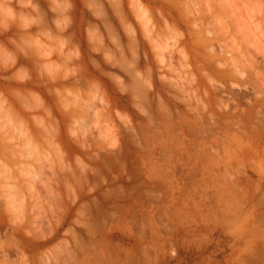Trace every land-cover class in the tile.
<instances>
[{"label": "rangeland", "instance_id": "obj_1", "mask_svg": "<svg viewBox=\"0 0 264 264\" xmlns=\"http://www.w3.org/2000/svg\"><path fill=\"white\" fill-rule=\"evenodd\" d=\"M133 1L0 26V264H264V0Z\"/></svg>", "mask_w": 264, "mask_h": 264}, {"label": "bare ground", "instance_id": "obj_2", "mask_svg": "<svg viewBox=\"0 0 264 264\" xmlns=\"http://www.w3.org/2000/svg\"><path fill=\"white\" fill-rule=\"evenodd\" d=\"M172 1H173V0H172ZM198 1H199V0H198ZM200 1H201V0H200ZM231 1H232V0H231ZM233 1H234V0H233ZM130 2H132L133 5L135 4L133 0H130ZM202 2H203V1H202ZM235 2H236V1H235ZM178 3L181 4V5L183 4L182 6H183V9L186 10V13H187V11L190 12L191 7H193V6L195 7V5H197V3H195V2H194L195 5L193 4V0H179ZM228 3H230V2H228ZM55 4H56V3H55ZM132 4H131V5H132ZM179 4H178V5H179ZM191 4H193V5L191 6ZM111 5H112V4H111ZM116 5H117V4H116ZM233 5H234V4H233ZM117 6H118V5H117ZM261 6H262V5H261ZM135 7H136L137 12H138V14H139V15L137 14V18H141V19H142L141 21H142V23L144 24V25H142V26H145L146 23H147V24L149 23V22H148L149 20L147 21V19H146V17H148V14H147V13H144V11H143L144 9L142 10L141 7H139L138 4H135ZM235 7H236V6H235ZM133 8H134V7H133ZM131 9H132V8H131ZM134 9H135V8H134ZM136 9H135V10H136ZM183 9H182V10H183ZM192 9H193V8H192ZM61 10H62V9H61ZM232 10H233V9H232ZM145 11H146V10H145ZM238 11H239V10H238ZM238 11H236V12H238ZM210 12H211V11H210ZM207 13H209V10H208ZM207 13H206V14H207ZM233 13H234V12H233ZM132 14H133V13H132ZM145 14H147V16H146ZM186 15H187V14H186ZM238 15H239V14H238ZM138 16H139V17H138ZM145 16H146V17H145ZM203 16H204V15H203ZM121 17H122V16H121ZM182 17H183V16H182ZM187 17H188V15H187ZM193 17H194V16H193ZM193 17H192V18H193ZM198 17H199V15H198ZM234 17H236V16H234ZM137 18H136V19H137ZM239 18H240V17H239ZM119 19H120V18H119ZM184 19H185V18H184ZM193 19L195 20V17H194ZM187 20H188V19H186L184 22H186ZM196 20H197V19H196ZM182 21H183V20H182ZM198 21H199V22L201 21L200 23L203 22L204 24H205V22H206V20L203 21V19L200 18V17L198 18ZM213 21H214V20H213ZM235 21H237V18H235ZM240 21H241V19H240ZM164 22H165V21H164ZM188 22H190V20L187 21V23H188ZM139 23H141V22H139ZM150 23H151V22H150ZM200 23L197 24L195 21L192 20V23H189V24L191 25L190 27H192V25L195 24L196 27L199 28L200 26H198V25H201ZM203 23H202V25H203ZM221 23H222V22H221ZM235 23H236V22H235ZM244 23H246V22H244ZM15 24H16V23H15ZM238 24H239V23H238ZM57 25H58V24H57ZM127 25H128V24H127ZM149 25H151V24H149ZM149 25H148V26H149ZM164 25H165V24H164ZM180 25H181V24H180ZM205 25H206V24H205ZM205 25H204V26H205ZM220 25H221V24H220ZM222 25H224V24H222ZM246 25H247V24H246ZM250 25H251V24H250ZM60 26H61V25H60ZM146 26H147V25H146ZM183 26H184V25H183ZM193 26H194V25H193ZM226 26H227V25H226ZM241 26H242V23H241ZM243 26H244V24H243ZM243 26H242V28H243ZM151 27H153V26H151ZM170 27H171V26H170ZM206 27H207V26H206ZM206 27L203 28V29H202V28H199V29L196 31V33H193V34H195L196 37H197L198 35L202 34V33H208V34H211V33L208 31L209 29H207ZM237 27H238V26H237ZM248 27H249V26H248ZM128 28H129V27H128ZM148 28H149V27H148ZM148 28H147L146 30H148ZM164 28H165V27H164ZM166 28H167V25H166ZM168 28H169V27H168ZM250 28H251V27H250ZM132 29H133V28H132ZM196 29H197V28H196ZM239 29H240V28L238 27V30H239ZM130 30H131V29H130ZM168 30H172V29H167V33H168V35L165 36L166 33L164 34V36L166 37V40H167V38H169L170 36H173V35H170V34H169V31H168ZM220 30H221V29H219V31H217V32H220ZM240 30H241V29H240ZM243 30L245 31V29H243ZM254 30H256V29H254ZM131 31H132V30H131ZM143 31H144V30H143ZM148 31L150 32V30H148ZM172 31H173V30H172ZM233 31H234V30H233ZM246 31H247V30H246ZM246 31H245V32H246ZM252 31H253V30H252ZM129 32H130V31H129ZM152 32H153V31H152ZM213 32H214V31H213ZM236 32H237V31H236ZM249 32H251V31H249ZM170 33H171V32H170ZM240 33H241V32H240ZM254 33H255V32H254ZM254 33H253V34L251 33V34L254 35ZM171 34H175V33H171ZM193 34H192V35H193ZM143 35H144V34H143ZM156 35H157V34H156ZM212 35H213V34H212ZM220 35L222 36L221 32H220ZM220 35H219V37L216 36V38H215V36L213 35V36H214V37H213L214 40L217 41V42H220V41H219ZM224 35H225V33H224ZM152 36H153V35H152ZM161 36H163V34H162ZM200 36H201V35H200ZM202 36H203V35H202ZM206 36H207V35H206ZM206 36H205V37H206ZM258 36H259V35H258ZM165 37H164V38H165ZM217 37H218V38H217ZM253 37H255V35H254ZM147 38H148V37H147ZM147 38H146V39H147ZM150 38H151V37H150ZM152 38H154V36H153ZM152 38H151V40L153 41ZM156 38H157V37H156ZM213 38H212V39H213ZM245 38H247V37H245ZM256 38H257V36H256ZM260 38H261V37H260ZM159 39H160V38H159ZM221 39H222V38H220V40H221ZM248 39H249V38H248ZM207 40H208V39H207ZM253 40H254V39H252V41H253ZM25 41H26V40H25ZM157 41H158V40H157ZM200 41H201V40H200ZM203 41H204V40H202V41L199 42L198 44L201 43L200 45H202V44L204 43ZM236 41H237V40H236ZM247 41H248V40H247ZM202 42H203V43H202ZM210 42H212V41L210 40ZM39 43H40V42H39ZM153 43H154V41H153ZM155 43H158V42H155ZM163 43H164V42H163ZM166 43H167V42H166ZM150 44H151V43H150ZM160 44H161V43H159V45H160ZM212 44H213V42H212ZM212 44H211V43H208V44H207V42H206V43H205V46L208 45L206 48L209 47L210 51H212L213 48H210V46H212ZM254 44H255V43H254ZM153 45H154V44H153ZM157 45H158V44H157ZM157 45H155V46H153V47L159 49L161 46H159V45L157 46ZM196 45H197V44H196ZM255 45H256V44H255ZM256 46H257V45H256ZM162 47H163V46H162ZM203 47H204V46H203ZM249 47H250V46H249ZM253 47H254V46H253ZM155 48H154V49H155ZM160 50H161V49H160ZM234 50H235V49H234ZM234 50H233V51H234ZM258 50H259V49H257V51H258ZM151 51H152V50H151ZM219 51L221 52L222 50H219ZM219 51H218V52H219ZM223 51H224V50H223ZM207 52H208V51H207ZM227 52H228V51H227ZM262 52H263V51H262ZM47 53H48V52H47ZM222 53H223V52H222ZM229 53H230V52H229ZM157 54H158V53H157ZM206 54H207V53H206ZM226 54H227V53H226ZM233 54H234V53H233ZM244 54H245V55H244L245 57H244V56H241V58L231 57V58L228 59V60L226 59V62H225V63H227L228 61H230V63H228V64H231V65H230L231 68H229L231 71H229V70H228V71H227V70L225 71V70H222V69H221L222 71H221V70H219V72L214 71V73H213V71L211 70L210 73H211L212 75L214 74L213 76H215V77H216L217 79H219V80H223V79H225V80H229V81H231V79H232V80H233V79H234V80H237V79H236V76H239V77H240V75H242L243 73H245V71L247 70V68L245 67V65H247V67H249V69L256 70V68H258V66L255 65V64H258V63H257V60L254 59L255 57L252 56V55H251V56H250V55H246V52H245ZM35 55H36V54H35ZM158 55H159V54H158ZM158 55H157V56H158ZM161 55H162V54H161ZM208 55H210V54H208ZM230 55H231V54H230ZM240 55H242V54H240ZM3 56H4V54H3ZM66 56H67V55H66ZM157 56H156V57H157ZM184 56H185V55H184ZM214 56H217V55H214ZM255 56H256V55H255ZM32 57H33V56H32ZM181 57H182V56H181ZM181 57H180V58H181ZM209 57H210V56H209ZM243 57H244V59L241 60ZM253 57H254V58H253ZM60 58H61V57H60ZM64 58H65V57H64ZM185 58H187V57H185ZM211 58H212V57H211ZM4 59H5V58H4ZM37 59H38V58H37ZM212 59L215 60V57H213ZM253 59H254V60H253ZM203 60H204L203 63L205 64L204 66H206V67H207V66L210 64V62L212 61V60L209 59L208 57H206V59H203ZM160 61H161V60H160ZM201 61H202V60H201ZM242 61H244V63H246V64L242 63ZM32 65H33V64H32ZM220 65H221V64H220ZM6 66H7V65H6ZM181 66H182V65H181ZM209 66H210V65H209ZM224 66H226V65H224ZM206 67H205V68H206ZM217 67H218V66H217ZM251 67H252V68H251ZM260 67H261V66H260ZM169 68H170V67H169ZM172 68H173V67H172ZM207 68H208V67H207ZM173 69H174V68H173ZM214 69H216V68L214 67ZM223 69H224V68H223ZM49 70H50V69H49ZM132 70H133V69H132ZM242 72H243V73H242ZM173 74H174V73H173ZM254 75H255V76L258 75V80L260 81V83H262V84L264 85V76L260 75V74H259L258 72H256V71H255V74H254ZM209 76H211V75L209 74ZM242 76H243V75H242ZM178 77H179V76H178ZM181 77H182V76H181ZM53 78H55V77H53ZM142 78H143V77H142ZM206 78H207V77H206ZM140 80H141V79H140ZM211 80H212V79H211ZM238 80H239V79H238ZM238 80H237V81H238ZM144 81H145V80H144ZM144 81H143V82H144ZM209 81H210V80H209ZM141 82H142V81H141ZM213 82H214V81H213ZM74 83H75V82H74ZM179 83H180V82H179ZM246 83H247V82H246ZM253 83H254V82H253ZM139 84H140V83H139ZM144 84H145V83H144ZM169 84H170V83H169ZM233 85H234V84H233ZM253 85H256V84H253ZM259 85H260V84H259ZM217 86H218V85H217ZM220 86H221V85H220ZM179 87H180V86H179ZM211 87H212V86H211ZM231 87H232V86H231ZM252 87H253V86H252ZM164 88H165V87H164ZM220 88H222V87H220ZM249 88H250V87H249ZM211 89H212V88H211ZM94 90H95V89H94ZM182 90H183V89H182ZM213 90H214V88H213ZM222 90H223V88H222ZM224 90H225V89H224ZM257 90H258V89H257ZM257 90H256V93H257ZM140 91H141V90H140ZM216 91H217V90H216ZM220 91H221V90H220ZM220 91L218 90V94L220 93ZM251 91H252V90H251ZM65 92H66V91H65ZM59 93H60V92H59ZM62 93H63V92H62ZM213 93H215V92H213ZM258 93H259V92H258ZM51 94H52V93H51ZM66 94H67V93H66ZM92 94H93V93H92ZM163 94H164V93H163ZM70 95H71V94H70ZM187 95H188V94H187ZM257 96H258V95H257ZM63 97H64V96H63ZM90 97H91V96H90ZM139 97H140V96H139ZM189 97H190V96H189ZM204 97H205V96H204ZM69 98H71V97H69ZM75 98H76V96H75ZM262 98H263V97H262ZM18 99H19V98H18ZM60 99H61V98H60ZM73 99H74V98H73ZM76 100H77V99H76ZM249 100H250V99H249ZM187 101H188V100H187ZM20 102H21V101H20ZM60 102H61V100H60ZM78 102H79V101H78ZM78 102H77V103H78ZM160 102H161V101H160ZM259 102H260V101H259ZM21 103H22V102H21ZM185 103H186V102H185ZM23 104H24V103H23ZM75 104H76V103H75ZM55 105H56V104H55ZM78 105H79V103H78ZM85 105H86V104H85ZM199 105H200V104H199ZM209 105H210V104H209ZM228 105H229V104H228ZM7 106H8V104H7ZM203 106H204V105H203ZM25 107H26V106H25ZM29 109H30V108H29ZM70 110H71V109H70ZM70 110H69V111H70ZM71 111H72V110H71ZM203 111H204V107H203ZM220 111H221V110H220ZM220 111H219V112H220ZM251 111H253V110H251ZM0 112H1V111H0ZM159 112H160V111H159ZM201 112H202V111H201ZM233 112H234V111H233ZM162 113H163V112H162ZM250 113H251V112H250ZM250 113H249V115H250ZM209 114H210V113H209ZM254 114L256 115V113L252 112L250 116L247 115V117H245V118H246V119L249 118V119H251L250 121H252V118H253L252 116H254ZM3 115H4V116H3ZM3 115H2L3 118H5V119L8 118V119L11 120V118H10L9 116H7L5 113H3ZM209 116H210V115H209ZM209 116H208V117H209ZM243 118H244V117H243ZM245 118H244V119H245ZM0 119H1V117H0ZM209 119H210V118H209ZM246 119H245V120H246ZM3 120H4V119H3ZM247 120H248V119H247ZM253 120H254V119H253ZM6 121H7V120H6ZM6 121H4L3 123H4V124L7 123ZM8 122H9V121H8ZM15 123H16V122H15ZM15 123H14V124H15ZM248 123H249V122H248ZM14 124H13V125L11 124V127L14 126ZM217 124H218V122H217ZM260 124H261V123H260ZM41 125H42V124H41ZM248 125H249V124H248ZM2 126H4V125H2ZM2 126H1V127H2ZM240 126H241V125H240ZM153 127H154V126H153ZM213 127H214V126H213ZM260 127H262V126H260ZM19 129H20V128H19ZM259 129H260V128H259ZM20 130H22V129H20ZM199 130H200V129H199ZM191 131H192V130H191ZM193 131H194V130H193ZM200 131H201V130H200ZM200 131H199V132H200ZM244 131H245V130H244ZM255 131H257V130L255 129ZM263 131H264V128L261 129V132H262V133H263ZM19 132H21V131H19ZM25 132H26V131H25ZM261 132H260V134H261ZM196 133H197V132H196ZM2 134H3V133H2ZM17 134H18V133H17ZM19 134H20V133H19ZM19 134H18V135H19ZM22 134H23V133H22ZM199 134H200V133H199ZM247 134H248V132H247ZM261 135H263V134H261ZM253 136H254V135H253ZM253 136H252V137H253ZM20 137H21V136H20ZM28 138H29V137H27L26 139H28ZM29 139H30V138H29ZM29 139H28V140H29ZM7 140H8V139H7ZM6 142H7V141H6ZM6 142H5V143H6ZM10 145H11V144H10ZM22 146H23V145H22ZM16 147H17V146H16ZM18 151H19V149H18ZM9 153H10V152H9ZM20 154H22V153H20ZM15 155H16V154H15ZM15 155H14V156H15ZM22 155H23V154H22ZM11 156H12V154H11ZM12 157H13V156H12ZM18 157H19V156H18ZM18 157H17V158H18ZM0 162H1V161H0ZM2 166H3V164H2ZM0 167H1V166H0ZM1 168H2V167H1ZM7 171H8V170H7ZM21 173H22V172H21ZM35 177H36V175H35ZM27 183H28V182H27ZM30 184H31V183H30ZM30 184H29V185H30ZM11 187H13V186H11ZM27 188H28V186H27ZM6 189H7V188H6ZM20 189H21V188H20ZM28 189H29V188H28ZM11 190H12V189H11ZM13 191H14V190H13ZM2 192H3V191H2ZM11 192H12V191H11ZM17 193H18V192H17ZM20 193H21V192H20ZM14 196H15V198H16L15 193H14ZM17 196H18V195H17ZM6 197H7V196H6ZM21 198H22V197H21ZM5 199H6V198H5ZM7 199H8V198H7ZM13 199H14V198H13ZM10 203H11V202H10ZM12 214H13V213H12Z\"/></svg>", "mask_w": 264, "mask_h": 264}, {"label": "clouds", "instance_id": "obj_3", "mask_svg": "<svg viewBox=\"0 0 264 264\" xmlns=\"http://www.w3.org/2000/svg\"><path fill=\"white\" fill-rule=\"evenodd\" d=\"M26 6V0H0V26L5 21L11 24L23 18L21 9Z\"/></svg>", "mask_w": 264, "mask_h": 264}]
</instances>
